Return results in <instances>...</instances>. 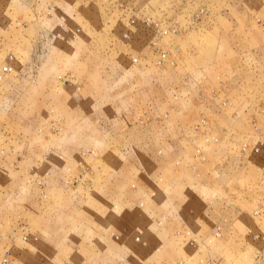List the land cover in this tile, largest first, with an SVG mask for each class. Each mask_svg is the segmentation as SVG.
Masks as SVG:
<instances>
[{"label": "rangeland", "instance_id": "rangeland-1", "mask_svg": "<svg viewBox=\"0 0 264 264\" xmlns=\"http://www.w3.org/2000/svg\"><path fill=\"white\" fill-rule=\"evenodd\" d=\"M0 264H264V0H0Z\"/></svg>", "mask_w": 264, "mask_h": 264}]
</instances>
